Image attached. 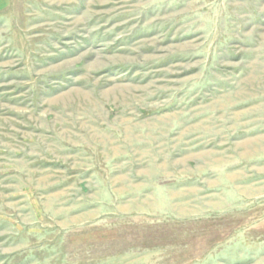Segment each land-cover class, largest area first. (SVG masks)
<instances>
[{"label": "rangeland", "instance_id": "rangeland-1", "mask_svg": "<svg viewBox=\"0 0 264 264\" xmlns=\"http://www.w3.org/2000/svg\"><path fill=\"white\" fill-rule=\"evenodd\" d=\"M0 264H264V0H0Z\"/></svg>", "mask_w": 264, "mask_h": 264}]
</instances>
